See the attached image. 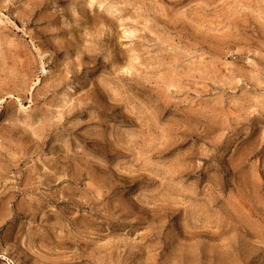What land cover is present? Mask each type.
<instances>
[{"label":"rangeland","instance_id":"374dc122","mask_svg":"<svg viewBox=\"0 0 264 264\" xmlns=\"http://www.w3.org/2000/svg\"><path fill=\"white\" fill-rule=\"evenodd\" d=\"M0 264H264V0H0Z\"/></svg>","mask_w":264,"mask_h":264}]
</instances>
